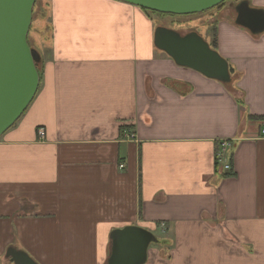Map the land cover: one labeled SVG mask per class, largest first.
<instances>
[{
  "label": "crops",
  "instance_id": "0c3cea01",
  "mask_svg": "<svg viewBox=\"0 0 264 264\" xmlns=\"http://www.w3.org/2000/svg\"><path fill=\"white\" fill-rule=\"evenodd\" d=\"M241 1L264 11L213 14L227 89L157 51L140 8L49 0L39 87L0 136V264H103L128 225L161 234L145 264H264V32Z\"/></svg>",
  "mask_w": 264,
  "mask_h": 264
},
{
  "label": "water",
  "instance_id": "95a60500",
  "mask_svg": "<svg viewBox=\"0 0 264 264\" xmlns=\"http://www.w3.org/2000/svg\"><path fill=\"white\" fill-rule=\"evenodd\" d=\"M36 0H0V136L12 127L32 102L39 87L37 65L40 55L29 47L27 34ZM160 14L186 16L205 12L227 0H119ZM235 25L251 34L264 32V11L247 1L233 6ZM153 47L175 65L193 70L207 79L230 86L233 78L227 61L195 31L156 26ZM109 251L104 264H145L149 247L162 241L142 227L128 225L109 233ZM11 264H38L29 255L8 248Z\"/></svg>",
  "mask_w": 264,
  "mask_h": 264
},
{
  "label": "rangeland",
  "instance_id": "374dc122",
  "mask_svg": "<svg viewBox=\"0 0 264 264\" xmlns=\"http://www.w3.org/2000/svg\"><path fill=\"white\" fill-rule=\"evenodd\" d=\"M230 3V0H227L224 2L222 7L226 8L225 6ZM37 10L35 14L32 16L31 19V25L28 33V42L29 44L38 50L41 55V51L44 52V56H46V50L48 47H45L48 44L47 40L46 42L41 43L43 38H41V31L42 29L40 28L39 24L37 21L39 18H41V11L43 10L44 12V17L41 20H45L50 16V8L49 7V0H38L37 2ZM226 10V9H224ZM216 9H210L202 13L198 14H193V15H186V16H176V15H161V14H156V13H150V18H151V28L150 31L152 33L154 27L156 26H164L168 27L170 29H173L175 31H178L181 34H186L191 31L197 32L205 41L207 37L210 39L211 35V30H213V23L214 21L218 20L219 18L217 15H213L215 13ZM223 16V15H222ZM41 24V23H40ZM33 26V27H32ZM46 27V23L44 25V28ZM43 28V29H44ZM41 29V31L37 30ZM46 34H49L47 29H44ZM47 30V31H46ZM43 32V31H42ZM44 33V34H45ZM39 39L42 40L39 42ZM42 45V46H41ZM158 51V50H157ZM158 238H160V233L155 234ZM159 247L157 244L151 245L149 248H157ZM36 262V261H35ZM39 264V263H38Z\"/></svg>",
  "mask_w": 264,
  "mask_h": 264
},
{
  "label": "trees",
  "instance_id": "16d2710c",
  "mask_svg": "<svg viewBox=\"0 0 264 264\" xmlns=\"http://www.w3.org/2000/svg\"><path fill=\"white\" fill-rule=\"evenodd\" d=\"M113 1H117V2H121V3H124V2H122V1H119V0H113ZM37 2H38V0H36L35 1V3H34V6H33V9H32V16L35 14V12H36V8H37ZM127 4V3H126ZM224 3H222V4H220V5H218V6H216V7H214L213 9H216V10H218V9H220V8H223L222 7V5H223ZM149 18H150V13H156V14H160V13H157V12H154V11H150V10H145V9H141ZM161 15H168V14H161ZM49 17V16H48ZM42 18H45L44 17V12H43V10L41 11V18H39L37 21H39V22H43L44 20H41ZM47 19V18H46ZM151 19V18H150ZM38 23V22H37ZM31 25V24H30ZM213 30H211V35H210V41H209V46L213 49V50H215V48H216V23H215V21H214V23H213ZM33 27V26H32ZM40 28L42 29V31H41V29H37V30H39V31H41V37H43L44 36V33H45V30L44 29H47V24H46V27L44 28V25L42 26H40ZM44 28V29H43ZM29 29H30V27H29ZM28 33H29V31H28ZM39 42H41V41H39ZM27 43H28V45H29V47L30 48H32V49H35V48H33L30 44H29V42H28V34H27ZM40 44V43H39ZM42 45H43V42H42ZM41 45V46H42ZM36 50V49H35ZM38 53H39V55H40V52L38 51V50H36ZM229 71H230V69H229ZM37 72H38V75H39V82H40V80H41V76H42V57H41V55H40V62L38 63V65H37ZM230 74H231V71H230ZM232 76V75H231ZM225 87H227V89H232V87L231 86H225ZM264 118V117H263ZM164 242L162 241V243L161 244H159V245H162ZM108 251H109V241H108V244H107V253H106V258H107V255H108ZM106 260V259H105ZM105 263V262H104ZM103 263V264H104Z\"/></svg>",
  "mask_w": 264,
  "mask_h": 264
},
{
  "label": "built area",
  "instance_id": "2783aa9c",
  "mask_svg": "<svg viewBox=\"0 0 264 264\" xmlns=\"http://www.w3.org/2000/svg\"><path fill=\"white\" fill-rule=\"evenodd\" d=\"M262 133L264 134V129H262ZM38 135L41 137L44 135V132L42 129L38 130ZM129 137L132 138L133 136L130 135ZM226 146H227V143L223 142V144L220 147V150L218 151V162H220L222 159H224V155L226 152ZM120 168L122 169L123 165H121ZM223 169L225 171H230V165L228 163L223 164Z\"/></svg>",
  "mask_w": 264,
  "mask_h": 264
},
{
  "label": "bare ground",
  "instance_id": "6f19581e",
  "mask_svg": "<svg viewBox=\"0 0 264 264\" xmlns=\"http://www.w3.org/2000/svg\"><path fill=\"white\" fill-rule=\"evenodd\" d=\"M141 9V8H140ZM168 28V27H167ZM154 29H155V27H154ZM154 29H153V31H154ZM152 37H153V33H152ZM207 42V41H206ZM208 43V42H207ZM216 51V50H215ZM40 130V129H39Z\"/></svg>",
  "mask_w": 264,
  "mask_h": 264
},
{
  "label": "flooded vegetation",
  "instance_id": "af4514ba",
  "mask_svg": "<svg viewBox=\"0 0 264 264\" xmlns=\"http://www.w3.org/2000/svg\"><path fill=\"white\" fill-rule=\"evenodd\" d=\"M230 2H232V0H230Z\"/></svg>",
  "mask_w": 264,
  "mask_h": 264
}]
</instances>
